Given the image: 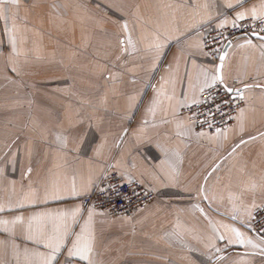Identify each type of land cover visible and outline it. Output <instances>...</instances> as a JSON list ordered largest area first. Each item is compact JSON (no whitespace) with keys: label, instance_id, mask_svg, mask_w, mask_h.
<instances>
[{"label":"crops","instance_id":"crops-1","mask_svg":"<svg viewBox=\"0 0 264 264\" xmlns=\"http://www.w3.org/2000/svg\"><path fill=\"white\" fill-rule=\"evenodd\" d=\"M262 3L18 0L3 5L0 205L7 209L23 201L25 210L5 211L0 219L83 204L112 170L155 197L133 216L96 209L92 264H264V239L249 227L253 212L264 208V87L256 86L264 85V40L243 37L227 47L224 81L229 86L238 81L243 88V116L240 109L231 127L198 136L181 114L202 95L199 68L219 65L205 51L204 30L223 28L218 25L225 19L224 27L231 26L238 12L259 10ZM73 181L78 190L87 185V192L72 196ZM53 190L62 198L44 203L40 198ZM230 228L246 242L232 243L238 237ZM25 249L44 251L25 239L22 225L15 235L0 232V264H36Z\"/></svg>","mask_w":264,"mask_h":264},{"label":"snow or ice","instance_id":"snow-or-ice-1","mask_svg":"<svg viewBox=\"0 0 264 264\" xmlns=\"http://www.w3.org/2000/svg\"><path fill=\"white\" fill-rule=\"evenodd\" d=\"M244 0H237V5L242 7ZM12 3L18 4V0H0V15H3V5ZM229 8H233L234 6L229 3L227 5ZM252 17L253 19L260 20L264 22V3L260 5L259 10L253 6L251 9L246 11H241L236 14V17L232 19L231 24L233 27L242 26L238 25V21H243L248 17ZM229 23L228 19L223 20L218 26L224 27ZM124 28L127 29V25H124ZM264 28H261L259 32L253 31L251 33L252 36H256L261 40H264ZM247 44H252V40L249 39L246 42ZM243 46V45H242ZM159 47V46H158ZM197 48H200L201 45L198 43L196 45ZM261 47H264L262 45ZM211 51V49H210ZM227 53L219 56V65L214 68L204 69L199 68L197 80H200V76H203L202 82L199 83V91L203 93L206 89H215L217 83L223 85L224 94L228 96V99L221 100L219 102L216 101V96H210L208 100H204L203 98L197 100L193 99V103L195 104H212L216 111L213 112L211 108L208 109V112L205 114V120L201 122V126L203 124H207L209 128L213 127L212 120L220 116L221 119L225 118V114L223 112V108L225 106H229L232 103V93H236L239 95V90L227 85L224 81L223 75V67L224 61ZM264 55V52H262ZM15 71V69H13ZM165 83L167 81L165 80ZM257 87H264V85H256ZM248 87V85H245ZM164 86L162 85L160 89L157 90V98L151 103L157 104L159 103V96L163 92ZM241 99L243 97H240ZM149 112H152L153 109L150 107L148 109ZM240 115L243 116V109L240 110ZM230 118V114H228ZM217 134L221 132L220 128H216ZM198 136L207 135L204 131L197 132ZM59 138V137H58ZM29 173L31 169L28 170ZM91 183V182H90ZM87 185L82 186L79 190L76 187L75 182L73 181L70 193L72 196H78L81 192H87ZM100 195L108 196L110 198L111 193H115L116 195H120L118 188L109 185L108 187H99L97 189ZM35 194H32L34 196ZM32 196H26L25 200H31ZM61 193L59 190H53L51 192L45 191L42 198L44 203H47L49 199L51 200H59L61 199ZM208 197L205 196L204 199ZM39 202V201H34ZM23 211L25 210V203L19 202L14 207L9 206V208H5L4 205H0V213H4L5 211ZM96 214L95 205L88 206L84 204H76L68 209H57L52 211H43L33 213L29 216L24 215H15L13 219H0V232H9L15 235V227L17 225H22L24 227L25 239L28 242H31L35 245L41 246L44 251H35L30 252V250L25 249L26 253H30L31 256L37 258L36 264H60V257L66 253V257L64 259V264H73L75 261L76 264H79V261H85L87 264H92L91 254L93 252V239L91 232V224L93 220V216ZM85 215L87 218L85 219ZM12 227L9 228L8 226ZM226 228L228 226H225ZM79 229V231H77ZM230 231L235 233L238 237L237 240L231 241L232 243L244 244L246 242L243 234L239 232L238 229L230 228ZM219 239H225L224 236H220ZM247 243H252L249 239ZM254 247H259V245H253ZM31 264V261H29Z\"/></svg>","mask_w":264,"mask_h":264},{"label":"built area","instance_id":"built-area-1","mask_svg":"<svg viewBox=\"0 0 264 264\" xmlns=\"http://www.w3.org/2000/svg\"><path fill=\"white\" fill-rule=\"evenodd\" d=\"M237 23L242 26L233 27L231 25L220 29L208 27L204 30L203 45L209 57L218 60L227 42L238 37L258 38L252 36L251 33L254 30L259 32L261 28H264V22L257 19H245ZM261 35H264V33H261ZM232 87L241 92L242 85L239 84V82H235ZM213 95L216 96L215 102L228 99V96L224 94L223 85L221 84H217L214 90H205L201 98L208 100L210 96ZM231 96L232 103L223 108L225 118L221 119L220 116L217 115V117L212 120V128H209L207 124L201 126V122L205 120V114L208 112V109L211 108L213 112L216 111L212 104L193 103L184 107L181 114L188 118L189 122L197 131L216 134V128H220L221 131H223L233 125L237 112L243 106L242 99L235 97L233 93ZM228 114H230V118ZM109 185L118 188L120 195L118 196L115 193H111L110 198L100 195L97 189L99 187H108ZM153 198L154 194L146 190L141 183L136 181L124 182L120 175L113 171L103 177L96 190L92 194L84 197L82 202L89 207L95 205L96 209L109 216H133L138 210L151 202ZM250 226L260 237L264 238V208H259L254 212ZM73 264L76 263L73 262Z\"/></svg>","mask_w":264,"mask_h":264},{"label":"rangeland","instance_id":"rangeland-1","mask_svg":"<svg viewBox=\"0 0 264 264\" xmlns=\"http://www.w3.org/2000/svg\"><path fill=\"white\" fill-rule=\"evenodd\" d=\"M241 38H243V37H241ZM258 39H259V38H258ZM235 82H238V81H235ZM235 82L232 83L231 87L233 86V84H234ZM217 84H219V83H217ZM239 84H240V83H239ZM206 90H207V89H206ZM241 91H242V88H241ZM233 94H234L235 97H239V98H240V92H239V95H237L235 92H234ZM200 98H201V97H200ZM240 99H241V98H240ZM242 101H243V100H242ZM192 104H193V103H192ZM188 105H190V104H188ZM185 107H186V106H185ZM181 111H182V110H181ZM187 119H188V118H187ZM190 124H191V123H190ZM109 172H113V171L111 170V171H109ZM109 172H107L103 177H105ZM114 172H115V171H114ZM103 177H102V178H103ZM101 180H102V179H101ZM101 180H100V181H101ZM100 181H99V182H100ZM139 183H140V182H139ZM142 185H143V184H142ZM144 188H145V187H144ZM154 197H155V195H154ZM153 199H154V198H153ZM82 200H83V199H82ZM255 211H256V210H255ZM255 211H254V212H255ZM254 212H253V214H254ZM253 214H252V217H253ZM252 217H251L250 222H249V227H250L251 229H252V227L250 226V223H251ZM252 230H253V229H252ZM253 231H254V230H253ZM254 232H255V231H254ZM255 233H256V232H255ZM256 234H257V233H256ZM257 235H258V234H257ZM258 236H259V235H258ZM259 237H260V236H259ZM261 238H262V237H261ZM263 239H264V238H263ZM220 247H221V248H224V249L227 248L226 244H221ZM74 262H75V261H74ZM75 263H76V262H75ZM79 264H83V263H80V262H79Z\"/></svg>","mask_w":264,"mask_h":264},{"label":"water","instance_id":"water-1","mask_svg":"<svg viewBox=\"0 0 264 264\" xmlns=\"http://www.w3.org/2000/svg\"><path fill=\"white\" fill-rule=\"evenodd\" d=\"M238 38H241V37H238ZM238 38L232 39L231 41L227 42V43L225 44V46L223 47V50H222L221 55H224V54L226 53V51H227V47H228V45H229L232 41H234V40H236V39H238ZM221 55H220V56H221ZM218 60H219V59H218ZM219 63H220V61H219ZM242 89H243V88H242Z\"/></svg>","mask_w":264,"mask_h":264}]
</instances>
